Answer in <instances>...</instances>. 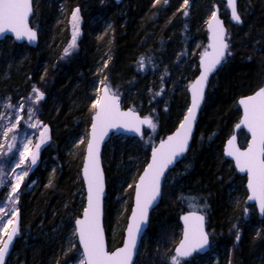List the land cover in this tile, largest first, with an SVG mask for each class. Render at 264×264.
Returning <instances> with one entry per match:
<instances>
[{"label":"trees","instance_id":"1","mask_svg":"<svg viewBox=\"0 0 264 264\" xmlns=\"http://www.w3.org/2000/svg\"><path fill=\"white\" fill-rule=\"evenodd\" d=\"M215 4L227 24L232 55L210 82L191 149L166 177L135 264H168L181 235L180 215L197 209L207 216L212 248L182 264H264V218L246 203V179L223 154L241 116L238 99L264 84V0H239L240 26L229 21L225 4L216 0H188L186 6L183 0H124L119 5L113 0H35L31 25L39 32L38 46L12 38L0 43V99L16 103L39 87L45 93L39 114L52 132L40 163L21 187V224L7 264H65L70 258L63 254V243L85 202L81 170L95 111V77L122 98L124 108L152 118L158 141L165 138L188 107L187 88L207 48L206 23ZM77 8L82 38L65 56L72 39L69 18ZM150 133L147 129L141 139L114 136L104 148L111 249L122 243L118 225L127 224L132 183L149 161ZM81 134L83 142L75 147ZM236 190L243 195L239 200ZM115 195L123 197V207ZM185 197H194L195 206Z\"/></svg>","mask_w":264,"mask_h":264},{"label":"snow or ice","instance_id":"2","mask_svg":"<svg viewBox=\"0 0 264 264\" xmlns=\"http://www.w3.org/2000/svg\"><path fill=\"white\" fill-rule=\"evenodd\" d=\"M159 2L160 0H155V3ZM183 2L185 6L188 4V0H183ZM32 3L33 0H0V35L11 32L17 40L26 38L29 42L36 41L37 32L28 24L29 17L33 12ZM227 3L231 7V19L235 23H241V17L236 8V0H227ZM79 11L77 8L71 14L73 32L71 43L64 50L65 56L69 55L70 50L76 47L77 37L80 35ZM184 15H188L187 11L184 12ZM208 27L212 33L213 42L209 45L212 51H205L201 57L203 72L191 85V107L188 108L187 114L176 133L152 150L151 163L147 165L136 185V208L132 213V223L127 227L126 240L123 247L112 252L106 249L101 223L104 184L99 162L100 144L107 136L110 128L127 129L141 133L140 125H147L154 130L155 124L150 118L140 119L132 111L122 112L119 96L115 93L110 95L107 86L104 87V95L92 104V108L96 109V112L91 125V138L87 144V159L83 169L88 185L87 207L83 211V218L75 221L77 225L76 235L83 250V257L77 261V264H132V258L137 248V238L142 231L141 225L147 221L148 209L161 195L162 177H164L169 166L180 161L186 152L196 111L204 98V87L208 76L224 60L228 49V44L225 41V29L218 19L216 11L212 12L208 20ZM228 54L230 55V53ZM139 64L140 70L143 71L145 67L143 57H141ZM104 67H107L106 63ZM32 91L36 95L34 97L30 95L28 98L30 106L27 110L28 122L26 127L41 129L42 122L38 119L33 122V119L37 117L38 113V108L35 105L43 99L44 94L36 88H33ZM10 99L0 100V141L7 142L6 148L5 144L0 142V153L3 156L12 154L14 160L10 167L11 176H6L3 168L0 167V188H9V194L3 201H0V213L15 217L18 215V209L12 207L9 213L5 212V207L18 203L19 197L16 194L31 168L37 164L40 147L47 142L49 137L46 136V133L49 130L44 125L38 133H17L15 130L23 117L13 115V113L24 112V103L20 101L14 106L10 103ZM239 103L243 106V119L240 123L245 125L251 133V143L247 146L246 151H241L235 147V137H233L228 141L226 154L234 158L236 167L241 173L247 174V188L251 193L248 199L259 201V210L264 214V87H261L254 95L241 99ZM6 112L8 115L4 114ZM236 127L239 128L240 125L238 124ZM10 133L11 135H9ZM33 134L39 136V142L35 145L34 152L29 147L32 144L30 137ZM149 139L151 138L149 137ZM3 156H0V159ZM26 163L29 164V167H22ZM17 169L20 171L17 172ZM182 199L188 200L190 207L196 204L194 197ZM198 210L183 216L184 239L175 249V254L169 259L168 264H182L186 258L191 257L194 252L203 249L208 244V236L204 231V216L198 215ZM10 227L11 231H9ZM17 234L18 225L13 224V219L8 218L4 221L3 227L0 228V264H5V256ZM236 239L239 240V235Z\"/></svg>","mask_w":264,"mask_h":264},{"label":"water","instance_id":"3","mask_svg":"<svg viewBox=\"0 0 264 264\" xmlns=\"http://www.w3.org/2000/svg\"><path fill=\"white\" fill-rule=\"evenodd\" d=\"M34 1L33 0V3H32V7H33V12L32 14L30 15L29 17V20H28V24H29V27H32L31 25V19H32V16L34 14ZM115 2V4L119 5L121 4L124 0H113ZM217 2H224V4L226 5L227 9H228V12H229V16H228V19L229 21L232 23V24H235V25H242L243 23V18L241 17L240 13H239V0H236V8H237V12L238 14L240 15L241 17V23H235L232 19H231V7L230 5L227 3V0H216ZM213 11H216L217 12V16H218V19L222 22L223 24V27L225 29V41L226 43L228 44V49L226 50V53H225V58L224 60H222L221 64L217 66V68L209 74L208 76V79L206 81V84H205V87H204V98L199 106V108L197 109L196 111V118H195V121L193 122V125H192V132H191V136H190V139L188 141V146H187V150L186 152L183 154V157L181 158L180 161L176 162L173 166H169V168L165 171V174H164V177H162V181H161V195L157 198V201L153 203V205L148 209V216H147V221L145 223H143L141 225V234L138 236L137 238V248L135 250V253L133 255V258H132V264H135L136 262V259H137V256H138V252H139V248H140V245H141V242H142V239L143 237L145 236L148 228H149V225H150V218H151V214H152V211L160 204L161 200H162V197H163V187H164V183H165V179L166 177L168 176L169 172L172 171L180 162H182V160L185 158V156L189 153L190 149H191V145H192V141H193V137H194V134H195V131H196V127H197V124L199 122V117H200V113L206 103V99H207V92L209 90V87H210V82L212 80V78L218 73V71L221 69L222 65L224 64V62L227 60L228 57H230L232 55V52L229 50V43H228V40H227V36H228V28H227V24L225 22V19L222 17L221 15V10H220V7L218 4H215L214 5V8H213ZM209 20V19H208ZM33 28V27H32ZM34 31L37 32V39L36 41L34 42H29L27 41L26 38H23V39H20V40H17L15 38V35L11 32L7 33L6 35H0V43L3 42L6 38H12L14 42H16L17 44H27L29 47H32V48H36L39 44V32L33 28ZM206 31H207V35H208V45H207V49L205 51H208V52H211L212 49L209 47L210 44H212V33L208 27V21L206 23ZM204 51V52H205ZM203 52V53H204ZM203 53L201 54L199 60H198V66H199V71H198V74L197 76L194 78V80L189 84L187 90H188V96H189V104H188V107H187V110L188 108L191 107V102H192V92H191V85L194 84L196 82V80L201 76L202 72H203V67L201 65V57L203 55ZM230 53V55L228 54ZM107 86L109 88V86L107 84H103L101 86V89H100V93H99V97L103 96L104 95V87ZM261 87H264V84L263 86ZM260 87V88H261ZM260 88H258L257 90H255L254 92L250 93V94H246L242 97H240L237 101L238 103V107L240 108V111H241V116H240V119L239 121L237 122V124L235 125L234 127V132L233 134L228 138V140L226 141L225 145H224V148H223V154H224V157L231 161L233 163V166L236 170V172L240 175V176H243L245 177L246 179V183H245V187H246V191H247V197H246V203L249 204V205H254L255 206V209L257 211V215L259 217V219H263L264 218V214H262L259 210V201H250L248 199V197L251 195L250 193V190L247 188V174L246 173H241L237 167H236V164H235V160L233 157H229L227 156L226 152H227V149H228V141L230 139H232L233 137H235V140H234V145L235 147L239 148L241 151H246L247 150V146L251 143V133L247 130L246 126L241 124V120L243 119V106L239 103V101L241 99H244L248 96H251V95H254ZM109 94H113V92L111 91V89L109 88ZM98 97V98H99ZM119 105H120V110L122 112H127V111H132L136 116H138L140 119H144L146 116H142L138 111L134 110V109H131V108H124L123 105H122V98L119 96ZM187 110L182 118V120L180 121V123L178 124V126L171 132L169 133L164 139L160 140L152 149H151V152H150V158H149V161L147 163V165L149 163H151V159H152V150L155 148V147H158L159 144L162 142V141H165L167 140V138L169 136H172L176 133V131L179 129V126L180 124L183 122L184 120V117L185 115L187 114ZM95 112H96V109L92 115V118H91V124H90V128H89V133H88V140H87V144L90 140V132H91V125L93 123V120H94V116H95ZM147 118H150V117H147ZM151 119V118H150ZM152 120V119H151ZM153 122V121H152ZM240 125L239 128H237L236 126L237 125ZM140 128H141V133H135L133 131H129L127 129H109L108 130V134L107 136H105L103 142L100 144V151H99V162H100V168H101V171H102V174H103V184H104V193H103V197H102V217H101V223H102V227H103V231H104V238H105V244H106V249L109 251V252H112V251H115L116 249H119L121 247H123V244L126 240V236H127V227L129 226L130 223H132L131 221V217H132V213L133 211L135 210L136 208V195H135V191H136V185L138 184L139 182V179L140 177L143 175L145 169L147 168V165L145 166V168L143 169V171L140 173V175L138 176L137 180H136V183L134 185V191H133V200H132V206H131V210H130V213H129V216H128V219H127V224H126V227H125V230H124V235H123V240H122V243L121 245L113 248V249H110L109 247V241H108V236H107V232H106V228H105V200H106V197H107V179H106V172H105V169H104V164H103V151H104V148L106 146V144L110 141V139L112 138V136H125V137H132V138H136V139H140L143 137L144 135V132L146 129H149V127L147 125H140ZM240 134H244L247 136V144L242 147L241 144H240ZM87 144H86V148H85V154H84V158H83V164H82V170H81V176H82V180H83V184H84V190H85V207L84 209L87 207V196H88V191H87V188H88V185H87V181L84 177V174H83V169H84V166L86 164V159H87ZM83 209V211H84ZM83 211L81 213V215L79 217H77L75 219V221L77 219H82L83 218ZM191 211H187V212H184L180 215V218H179V221H180V225H181V237H180V240L177 242V244L175 245L174 247V253H175V249L179 246L180 242L184 239V231H185V225H184V221H183V216L184 215H187L189 214ZM197 214L198 215H203L204 216V231L205 233L207 234L208 236V244L203 248V249H198L196 252H194L192 254L191 257H188V258H193L195 257L196 255H201V256H204L206 254H208L211 250V238H210V234L208 232V228H207V216L200 212V211H197ZM13 224L14 225H18V232H19V229H20V224H21V213L20 211L18 210V215L14 217V220H13ZM74 225H75V230H77V225L75 224L74 222ZM9 231H11V227L9 228ZM18 235V234H17ZM17 235L14 237L13 239V242L12 244L10 245V248H9V252L7 253V255L5 256V264L7 262V259L8 257L10 256L11 252H12V248L16 242V239H17ZM77 236V235H76ZM6 239V237H5ZM77 242H78V246L83 254V250H82V245L79 243V240H78V236H77ZM186 258V259H188Z\"/></svg>","mask_w":264,"mask_h":264},{"label":"rangeland","instance_id":"4","mask_svg":"<svg viewBox=\"0 0 264 264\" xmlns=\"http://www.w3.org/2000/svg\"><path fill=\"white\" fill-rule=\"evenodd\" d=\"M212 12H213V11H212ZM212 12H211V14H212ZM211 14H210V15H211ZM79 16H80V25H79L80 35L77 37V44H78L79 40L82 38V23H83V21H82V17H81V15H80V11H79ZM69 20H70L71 29H72V32H73V25H72L71 17L69 18ZM108 27H109V25H108ZM72 32H71V34H72ZM77 44H76V47H75L74 49L70 50V53H72V52L77 48ZM195 44H196L195 46H198V45H199V41H197ZM101 86H102V79H101L99 76H96L95 79H94V82H93V84H92V89H93L92 91L95 92V95H94V98H93V103H94L95 100L98 99V97H99V93H100ZM33 88L39 89V91L43 93V91H42L39 87L37 88V87L33 86V87L31 88V91L28 93V95L26 96L25 99H24V97H20V98L17 100L16 103H13V102L11 101V99H10V103H11L12 105H14V106L17 105L20 101H23V103H24V108H25V111H24V112H16V113H13V115H19V116H22V117H23V119L21 120L20 125L16 128L15 131H16L17 133H23V132L38 133V132L42 129V127H43L44 125H46L47 128H48V130H49V131L46 133V136L49 137V138L47 139V142H46L45 144H42V145H41L40 150H39V154H38V157H37V164H36L34 167L31 168V170L29 171L28 176L25 177L23 183H22L21 186H20V189H19L18 193L16 194L18 197H20L21 187L23 186V184H26V183L28 184V179L30 178V175L34 172V170L37 168L38 164L40 163L41 156H42V152H43L44 148H45V147L50 143V141H51V132H52V131H51V128H50V126H49L45 121H43V119L41 118V115L39 114V113H40V112H39V105H40V103L45 99V93H43V94H44L43 99L40 100L39 103H38L37 105H35V107L38 108V113H37V117H35V118L33 119V122H35L36 119H38L39 121L42 122L41 129H30V128L26 127V124H27V122H28L27 110H28V108H29V106H30V101H29L28 98H29L30 95L33 96V97L36 95V94L33 93V91H32ZM112 91H113V89H112ZM6 99H7V98H1L0 100H6ZM4 114H5V115H8L7 112L4 113ZM25 116H26V117H25ZM23 123H24V126H22ZM150 132H151V133H150L149 137H150L151 139H149V137H148V140H150V142L152 143V145L155 146L156 143L158 142V140H157L156 137H155V132H156V130H155V129H154V130L150 129ZM9 135H11V133H10ZM30 138L32 139V144L29 145V147H30V149L34 152V151H35V145L39 142V136L36 135V134H33ZM83 139H84V134H81L80 137L75 141L74 146H75V147H78ZM0 142H2V143L5 144V148L7 147V142H5V141H0ZM241 144H242V145L247 144V136H246V135H242V136H241ZM14 151H15V150H14ZM0 156H3V154L0 153ZM13 162H14V160H13V158H12V154H8L7 156H3V158L0 159V167L3 168V170H4V174H5L6 176H11V175H12L11 172H10V167H11V165L13 164ZM22 167H29V164L26 163L25 165H22ZM19 171H20V169H17V172H19ZM135 183H136V181H134L132 184L135 185ZM238 190H239V189H238ZM236 191H237V190H236ZM239 191H240V190H239ZM239 191H237V195H236L237 200H239V199H241V197H243V195H242ZM8 194H9V188H8V187L0 188V201H3V200L5 199V197H6ZM118 194H119V193H118ZM116 195H117V194H116ZM116 195L114 196L113 200H114V199L116 200V198L119 199V202L122 203V205H120V206L123 207V206H124L123 197H119V195H118V197H117ZM79 197H81V196L79 195ZM84 198H85V197H84ZM245 198H246V197H245ZM13 199H15V197H13ZM122 201H123V202H122ZM80 205H81V207H82L81 209H82V211H83V209H84V207H85V202H84L83 204L81 203ZM12 207H14L15 209H18V208H19V200H18V203H15L14 205H11L10 207H5V212H9V213H10V210H11ZM105 215H106V211H105ZM0 217H2V219H0V228L3 227L4 221H6L8 218H12V219L14 220V217L5 216V215L2 214V213H0ZM112 218H114V215H113V216L111 217V219H110V224H111V225H112V223H113ZM120 224H121V223H119V225H118V229L120 230V228H122L123 231H124L126 225L124 224V226H120ZM179 232H181V229L179 230ZM115 237H116V236H114V234H112L113 243H114L115 240H116ZM115 243H116V242H115ZM63 244H64V247H63V254H65V256H66V255H67V256H70V258L65 262V264H77V261L80 260V259H82L83 255H82L81 251H80V252H77V253H73L74 250H75V247H76V245H77V236H76V230H75V229H74V230L71 229L70 231H68V233H66V237H65V239H64V243H63ZM110 246L112 247V241L109 242V247H110ZM218 254H219V253H217L216 251H212V252H211V257H212V258H217Z\"/></svg>","mask_w":264,"mask_h":264}]
</instances>
